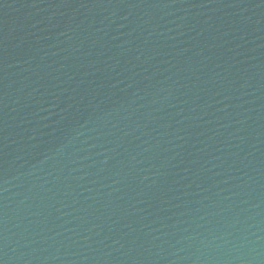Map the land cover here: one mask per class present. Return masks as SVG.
Masks as SVG:
<instances>
[{
	"label": "water",
	"instance_id": "water-1",
	"mask_svg": "<svg viewBox=\"0 0 264 264\" xmlns=\"http://www.w3.org/2000/svg\"><path fill=\"white\" fill-rule=\"evenodd\" d=\"M0 264H264V0H0Z\"/></svg>",
	"mask_w": 264,
	"mask_h": 264
}]
</instances>
